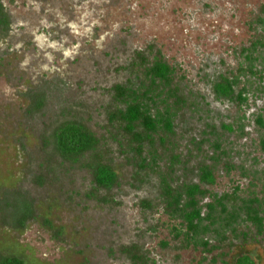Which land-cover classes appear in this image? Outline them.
Listing matches in <instances>:
<instances>
[{
  "label": "rangeland",
  "instance_id": "1",
  "mask_svg": "<svg viewBox=\"0 0 264 264\" xmlns=\"http://www.w3.org/2000/svg\"><path fill=\"white\" fill-rule=\"evenodd\" d=\"M1 2L10 26L0 34V197L19 191L36 203L33 218L22 227L0 214L1 254L18 255L25 264H132L121 248L135 244L148 264H222L239 253L264 264V231L209 254L181 247L157 204L156 174H136L133 153L106 117L114 106L111 88L135 80L136 55L159 49L195 108L183 110L177 120L181 163L175 179L197 182L192 138L200 139L207 124L232 123L242 111L249 116L262 105L258 100L256 106H240L218 97L213 85L236 71L237 49L253 35L250 22L264 0ZM32 93L46 100L29 114ZM64 118L82 121L103 138L118 175L110 191L92 194L91 175L79 165L55 179L40 166L49 152L41 132ZM236 182L247 181L237 173L222 174L212 190L228 191ZM144 199L153 209L143 208Z\"/></svg>",
  "mask_w": 264,
  "mask_h": 264
},
{
  "label": "trees",
  "instance_id": "2",
  "mask_svg": "<svg viewBox=\"0 0 264 264\" xmlns=\"http://www.w3.org/2000/svg\"><path fill=\"white\" fill-rule=\"evenodd\" d=\"M250 22L253 35L237 49L236 71L222 75L214 82L218 97L235 99L240 106L250 102L262 105L249 116L242 115L232 123L219 127L207 124L200 139L190 141L196 151L197 182H177V165L181 163L179 134L176 129L180 113L192 107L193 101L184 93L176 69L159 49L149 47V54L138 53L131 70L136 77L111 88L114 106L107 112V125L117 130L133 153L136 174H156L157 204L162 207L170 224V234L183 248L204 253L232 246L234 240L260 236L264 231V6ZM10 17L0 0V34L7 32ZM43 93H32L28 113L40 111L45 104ZM68 111H63L66 114ZM251 128L247 130L246 128ZM245 139V141H243ZM42 146L49 152L40 166L54 175L79 165L91 175L92 194L110 191L118 182L108 148L80 120L55 121L51 129L42 131ZM250 143V144H248ZM181 167H179L180 169ZM237 173L247 182H236L230 190L213 191L212 187L224 174ZM41 180V179H38ZM145 209L153 203L142 200ZM36 203L24 192L0 197L2 218L19 227L33 218ZM8 221V222H9ZM45 224L52 227L50 221ZM132 264H148L149 258L138 245L123 246ZM222 258L226 253L218 252ZM216 263V257L212 259ZM222 264H256L248 253H239ZM0 264H25L18 255L1 254Z\"/></svg>",
  "mask_w": 264,
  "mask_h": 264
}]
</instances>
